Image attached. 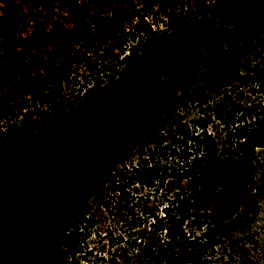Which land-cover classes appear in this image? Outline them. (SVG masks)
I'll list each match as a JSON object with an SVG mask.
<instances>
[{
    "label": "rangeland",
    "instance_id": "obj_1",
    "mask_svg": "<svg viewBox=\"0 0 264 264\" xmlns=\"http://www.w3.org/2000/svg\"><path fill=\"white\" fill-rule=\"evenodd\" d=\"M83 1L88 0L40 5L27 0L19 11L12 7L9 35L19 54L46 67L58 62L46 51L62 34L79 30L84 21L90 26L82 42L69 50L71 61H64L70 74L60 94L74 102L72 108L53 106L51 99L59 92L52 86L29 98L26 106L0 94L6 111L0 110V264H55L62 234H74L76 219L85 211L89 221L74 234L58 264L154 262L150 247L159 244L140 206L143 201L156 205L161 194L173 189V179L165 178L163 185L160 179L150 189L137 187L132 199L109 197L113 163L158 119L179 132L186 124L195 127L221 98L251 107L259 97L220 62L233 57L245 63L238 64L244 71V65L260 59L246 37L264 32V0L239 8L232 6L238 0H151L152 5L148 0H95L87 8ZM12 8L6 11L12 14ZM114 15L123 21V31L114 37L109 29L98 36L96 23H112ZM208 125L216 137L222 135L220 120L211 117ZM159 153L157 167L166 176L170 153ZM258 156L262 169L245 200L252 212L241 206L224 228L227 255L221 259L217 251L220 264H264L261 150ZM147 194L158 198L146 199Z\"/></svg>",
    "mask_w": 264,
    "mask_h": 264
},
{
    "label": "trees",
    "instance_id": "obj_2",
    "mask_svg": "<svg viewBox=\"0 0 264 264\" xmlns=\"http://www.w3.org/2000/svg\"><path fill=\"white\" fill-rule=\"evenodd\" d=\"M24 1L28 6L27 0H6L4 3L0 0V4L5 5L0 12V94L4 93L5 98L12 103L26 106L29 98L35 97L41 89L52 86L59 92L51 99L53 106H60L61 110L64 106L72 108L74 102H65L60 94L62 82L70 74L64 61H71L69 50L82 42L84 34L89 33L90 25L84 21L79 30L72 29L62 34L53 49L46 51L48 58L58 61L55 65L46 67L39 60L22 59L9 35L11 26L8 23L15 17L12 7L15 6L19 11ZM33 1L39 5L48 2ZM148 1L152 5L153 1ZM245 2L253 5L256 1L238 0L232 6L239 8ZM93 3L95 0L82 2L86 8ZM6 7L12 8L13 13H9L11 10L6 11ZM140 18L139 23L143 25L144 17ZM113 19L107 25L96 23V34L104 36V32L110 29V35L116 37L119 31H123L120 16L114 15ZM254 35L249 33L246 41L259 51V60L244 65V71L238 69V64L243 66L245 63L234 61L233 57L220 62L227 74L234 73L241 86L248 87L250 92L256 90L259 94L251 107L245 106L241 100L229 97V103L221 98L212 113L201 114L200 122H196L195 127L186 124L179 132L171 123L168 125L164 118L158 119L143 138L126 147L124 156L113 163L106 185L109 197L126 196L132 199L137 187L150 189L160 179L162 185L165 178L173 179V189L161 194L163 199L156 205L150 206L147 201H143L140 206V215L148 219L147 227L150 233L156 235L159 244L150 247L157 260L147 264H220L217 251L222 252L221 259L227 255L224 228L241 206L247 213L252 212L253 207H247L245 200L248 192L255 188L262 169L259 149L264 156V32ZM205 82L209 91L214 92L215 87L209 81ZM3 108L1 104L0 110ZM33 108H36V99ZM3 111L6 114L5 109ZM30 115L33 116V112ZM211 117L223 124L220 137H216L209 128ZM183 144L184 149L181 146ZM161 151L170 153L169 161H165L168 165L165 170L169 171L166 176L165 171L157 167ZM157 194H147L146 199L154 196L158 198ZM90 216L88 211L78 215L76 222L79 227L74 234L80 232L81 226L89 221ZM74 234L70 230L62 234L60 246L64 249L59 246L56 250L55 264L62 260L71 247Z\"/></svg>",
    "mask_w": 264,
    "mask_h": 264
},
{
    "label": "built area",
    "instance_id": "obj_3",
    "mask_svg": "<svg viewBox=\"0 0 264 264\" xmlns=\"http://www.w3.org/2000/svg\"><path fill=\"white\" fill-rule=\"evenodd\" d=\"M260 150V149H259Z\"/></svg>",
    "mask_w": 264,
    "mask_h": 264
}]
</instances>
